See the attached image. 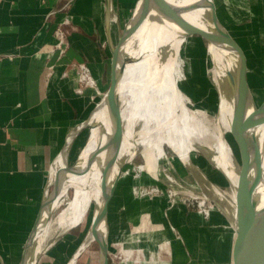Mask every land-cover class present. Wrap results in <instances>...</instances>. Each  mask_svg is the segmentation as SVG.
<instances>
[{"label":"bare ground","instance_id":"obj_1","mask_svg":"<svg viewBox=\"0 0 264 264\" xmlns=\"http://www.w3.org/2000/svg\"><path fill=\"white\" fill-rule=\"evenodd\" d=\"M109 13L111 22L114 20L113 8H109ZM192 25L203 28L205 34L215 41V44L209 43L207 46L212 67L223 90L219 105L214 107L219 127L215 132H209L206 128L204 111V114L196 115L186 106L174 76L179 49L176 47L173 50L174 41L177 40L175 46L183 44ZM225 32L226 29L218 22L213 0H147V11L144 14L136 0L120 34L121 42L117 48L116 92L119 94L120 106L124 104V107H120L111 120L106 103L101 99L83 121L91 129V133L76 162L71 166L68 164L67 150L70 140L54 160L45 198L37 214V224L26 242L25 264H36L53 222L58 227L78 225L93 201L92 218L100 213L117 182V175L122 171V163L132 159L139 146H144L147 151H155L157 158L163 154L162 146L167 145V142L171 148L176 147L170 139L175 138L176 134L190 140L180 138L183 142H191L193 139L198 142L214 141L213 147L217 152L214 160L225 169L227 181L234 189L231 200L202 178H199L198 188L203 197L214 200L228 215L234 217L237 178L239 174L245 178L249 172L243 164L234 162L231 150L222 140L221 133L229 130L244 161L247 160L249 153L245 123L248 112L244 107L242 90L239 85L235 86L238 84L236 72L240 60L227 43ZM227 72L233 74L234 83H226ZM168 131L170 132L167 134ZM251 145H257L261 150L262 176L255 190V205L251 209L244 204L243 208L251 214L250 223L255 216L260 215L255 251L257 263L264 264V108L257 120ZM179 153L183 158L187 157L181 146ZM151 166L149 164L148 169ZM68 189H72L71 195ZM65 199L67 202L62 207ZM142 214L139 215L141 232L120 236L119 243L123 245L121 251L125 259L132 256L133 249L137 252L142 249L138 245L140 234L144 231L149 234L158 233L163 227L161 224H152L151 218L146 220ZM106 224L103 222L100 230L107 243ZM87 237L84 243L90 241L91 236L88 234ZM127 243L129 245L125 246ZM159 246L169 253L167 240L162 241ZM80 252L76 251L70 264H75Z\"/></svg>","mask_w":264,"mask_h":264},{"label":"crops","instance_id":"obj_2","mask_svg":"<svg viewBox=\"0 0 264 264\" xmlns=\"http://www.w3.org/2000/svg\"><path fill=\"white\" fill-rule=\"evenodd\" d=\"M133 3L0 0V264L21 263L45 198L51 165L69 132L87 118L110 71L114 45L109 8L125 12ZM82 65L96 81L93 88L78 77ZM136 207L142 210L139 215L150 213L152 224L161 223L156 221L160 198ZM139 215H116L110 238L118 239L115 221L123 220L122 226L131 231ZM159 231H144L140 239L167 236L171 249L168 263L183 264L189 250L186 243L180 236L175 239L168 230L166 233L164 227ZM81 232L71 226L44 241L36 264H68L85 239H80Z\"/></svg>","mask_w":264,"mask_h":264},{"label":"rangeland","instance_id":"obj_3","mask_svg":"<svg viewBox=\"0 0 264 264\" xmlns=\"http://www.w3.org/2000/svg\"><path fill=\"white\" fill-rule=\"evenodd\" d=\"M133 1L132 6L125 12H119L114 8L115 14L112 21L114 46L117 45L118 38L131 15L136 0ZM213 1L218 22L237 42L246 57L247 83L254 102L258 106L264 98V0ZM176 42L175 39L173 50L176 47L179 49L175 59L174 76L177 78L184 103L196 115L205 112L204 123L209 132L218 131L214 107L219 105L220 88L217 86V76L212 67L211 57L207 53L206 41L188 31L183 44L175 46ZM108 74L109 72L102 80V87L96 95L93 108L103 98L108 88ZM120 107H124V104ZM251 111L252 105L248 103L247 112ZM140 125L139 128H141ZM90 133L89 127L82 129L75 141L70 144L71 146L69 145L67 160L70 166L78 159L81 150L89 140ZM221 134L222 140L231 150L234 162L242 165L244 161L242 152L231 133L227 130L222 131ZM180 138L187 139L177 134L175 138L171 137L176 147L171 149L167 145L162 146L163 154L157 158L155 151H147L144 146H139L133 158L124 164L116 182L117 186L115 184L116 193H114V186L112 202L110 199L108 203L106 219L108 264H169L170 246L168 254L159 246L164 240H167L170 245L167 236L159 237L158 240L141 237L138 245L142 249L138 252L133 249L132 256L125 259L121 251L123 245L119 243L120 236L130 232L140 233L142 224L139 219H137L138 224H135L131 231H127V228L122 226L123 220L115 221L113 224L117 229L114 235L118 236V239H111L109 235L111 222L116 219V215L119 217L127 213L139 215L142 210H138L135 206H139L143 201L155 200L156 197L161 199V210H158L159 216H156V221H161L166 233L168 230L175 239L180 236L182 243H186L184 246L189 248L184 255L186 259L183 260V264L187 259L186 264H231L230 215L217 202L203 197L198 188L199 178H202L231 200L233 191L227 181L228 175L225 169L221 165L218 166L214 160L217 154L213 147L214 141L198 142L193 139L187 142L190 144V150L186 152L187 157L182 158L179 153L180 146L182 147L185 142ZM149 164L152 165L150 169H148ZM232 171H235V167ZM68 192L71 195L72 189H68ZM66 202L67 199L61 206L63 207ZM92 214L93 207L87 211L85 219L76 225L82 230L80 239H84L89 231L93 221ZM143 217L146 220L151 218L146 215ZM67 228L69 227H58L53 222L45 241ZM128 245L129 243L125 244V246ZM193 255L197 256V260H193ZM190 257L193 261L191 263H189ZM75 264H99L97 243L92 242L86 247L77 257Z\"/></svg>","mask_w":264,"mask_h":264},{"label":"water","instance_id":"obj_4","mask_svg":"<svg viewBox=\"0 0 264 264\" xmlns=\"http://www.w3.org/2000/svg\"><path fill=\"white\" fill-rule=\"evenodd\" d=\"M138 6L140 8V11L144 14L145 11H147V0H138ZM189 31L203 38L206 41L207 46L209 43L215 44V41L205 34L203 28L197 25L194 26L192 25ZM225 38L229 46L237 54L240 60V66L238 67L236 72L238 84L236 83L235 86L239 85V87L242 90L243 103L245 109L247 110L248 103L252 105V111L247 113L246 123H245V133L247 138L246 144H247L249 157L247 158V160L242 162L244 165L243 167L247 168L249 173L246 175L245 178L241 174L238 175L237 184L235 188V198H234L236 205L235 214L234 217L232 215L229 217V223L232 232L231 252H230L231 264H258L257 263L258 259L255 251V236L258 231V223H259L260 215L258 214V216H255L253 218V221L250 223V220L252 218L251 214L247 213V210H245L243 207L244 204H246L247 207H251V209L253 208V206L255 205V197H254L255 190L257 189V187L261 182V176H262L261 168H260L261 158H262L261 150L260 148L257 147V145H251V139H253L255 133V127L257 125V120L259 118V115L262 109L264 108V98L258 106L255 104L253 95L247 83V61L243 53V50L227 32H225ZM120 42H121V36H119L118 38L117 45L112 47L111 49L112 55H111V63H110V71H109V85L102 98L103 101H105L106 103L107 110L109 112V116L111 120L115 116V113L120 109L119 94H117L116 92L117 61H118L117 48ZM225 80L226 83H231V82L234 83L233 74L227 72ZM86 127H88V125H86L85 122H82L79 125L75 126L67 135L63 149L67 145L68 140H71L75 134H77ZM62 151L58 154V156L62 153ZM125 163L126 162L122 163L121 169L123 168ZM119 176L120 175L118 174L115 181L119 179ZM231 188L232 191H234L232 186ZM112 191L108 195L106 201L104 202L103 208L101 209L100 213L94 216L84 241L77 249V251L80 252L81 250H83V248L88 247L92 242H96L98 245L99 264H108L107 243L105 236H103L100 230V226L103 222L104 224L106 223L108 203L112 197ZM34 229L35 226L32 229L30 235H32ZM88 234L91 236L90 241L84 243L87 240L86 238H88L87 237ZM20 264H25L24 254Z\"/></svg>","mask_w":264,"mask_h":264},{"label":"built area","instance_id":"obj_5","mask_svg":"<svg viewBox=\"0 0 264 264\" xmlns=\"http://www.w3.org/2000/svg\"><path fill=\"white\" fill-rule=\"evenodd\" d=\"M59 38H62V34L59 33ZM62 44V40L60 39L59 42L57 43V46L60 47V45ZM80 72L78 74V77H80V80H85L87 85H94V80L91 78V76L89 75L88 69L86 66L82 65L80 68Z\"/></svg>","mask_w":264,"mask_h":264},{"label":"flooded vegetation","instance_id":"obj_6","mask_svg":"<svg viewBox=\"0 0 264 264\" xmlns=\"http://www.w3.org/2000/svg\"><path fill=\"white\" fill-rule=\"evenodd\" d=\"M213 2H214V1H213ZM207 49H208V47H207ZM207 51H208V50H207ZM217 86L220 88V84H219V80H218V79H217ZM221 89H222V88H220V94H219V97L222 96V94H223V90H221ZM219 101H220V99H219ZM222 102H224V100H223ZM224 103H225V102H224ZM223 131H227V130H223ZM228 131H229V130H228ZM167 145L170 147V145L168 144V142H167ZM189 145H190V144H188L187 142H185V143L183 144L182 148L187 152V151L190 150ZM170 148H171V147H170ZM171 149H172V148H171ZM181 157L183 158L182 155H181ZM91 207L94 208V201H93V204L90 206V208H91ZM90 208H89V209H90ZM89 209H88V210H89ZM88 210H87V211H88ZM86 213H87V212H86ZM92 215H93V214H92ZM85 216H86V214H85ZM85 216L83 217V219L81 220V222L85 219ZM81 222H80V223H81ZM80 223H79V224H80ZM106 238H107V235H106ZM164 253H165V252H164Z\"/></svg>","mask_w":264,"mask_h":264}]
</instances>
